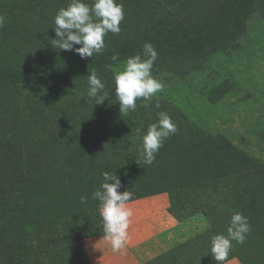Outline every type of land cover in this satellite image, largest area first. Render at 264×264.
<instances>
[{
    "label": "rangeland",
    "instance_id": "1",
    "mask_svg": "<svg viewBox=\"0 0 264 264\" xmlns=\"http://www.w3.org/2000/svg\"><path fill=\"white\" fill-rule=\"evenodd\" d=\"M69 3L0 0V264H89L105 171L131 201L164 194L179 222L181 244L147 264H218L211 238L234 212L251 232L226 261L264 264V0H117L120 33L86 59L51 45ZM145 43L163 90L120 115L113 74ZM93 70L102 104L87 96ZM158 112L177 131L146 165L137 129Z\"/></svg>",
    "mask_w": 264,
    "mask_h": 264
},
{
    "label": "clouds",
    "instance_id": "2",
    "mask_svg": "<svg viewBox=\"0 0 264 264\" xmlns=\"http://www.w3.org/2000/svg\"><path fill=\"white\" fill-rule=\"evenodd\" d=\"M124 20L123 4L117 0H70L66 8L57 11L54 17L55 39L51 45L61 51H74L82 59L102 54L105 49L104 37L109 33L119 34L120 24ZM5 24V17L0 15V27ZM79 45L80 47H76ZM158 53L151 43L143 45V52L130 56L123 62V68L113 74L115 85V103H119L120 115L127 116L137 108V99L143 98L144 107L149 106L152 98L163 90V83L152 75L154 62ZM113 63L119 61V55L111 56ZM88 98H94L96 104H102L108 99L107 92L97 72L93 70L87 76ZM159 107V104L156 105ZM177 127L166 112L157 113V121L148 125L145 133L141 129L137 133L142 141L140 156L146 165H151L164 141L176 133ZM103 182L100 188L93 192L92 199L99 201L98 212L102 220L103 237L111 245L115 253L125 249L128 240V228L133 212L129 202L133 198L131 191L118 190L122 187L119 178L107 171L102 173ZM82 204L87 203L86 197H81ZM251 232L248 218L241 212L231 215L227 235L218 234L211 238V255L218 264H223L229 257L232 242L243 244Z\"/></svg>",
    "mask_w": 264,
    "mask_h": 264
},
{
    "label": "crops",
    "instance_id": "3",
    "mask_svg": "<svg viewBox=\"0 0 264 264\" xmlns=\"http://www.w3.org/2000/svg\"><path fill=\"white\" fill-rule=\"evenodd\" d=\"M128 206L133 215L125 249L115 253L103 236L90 238L84 241L90 253L89 264H147L181 244L180 233L176 232L179 222L167 212L169 202L164 194L134 200ZM223 264L240 263L230 259Z\"/></svg>",
    "mask_w": 264,
    "mask_h": 264
}]
</instances>
